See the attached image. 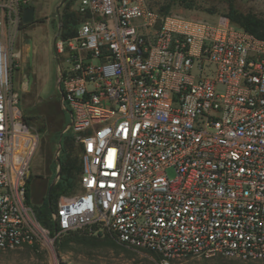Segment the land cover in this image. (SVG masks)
Wrapping results in <instances>:
<instances>
[{"label": "built area", "instance_id": "built-area-1", "mask_svg": "<svg viewBox=\"0 0 264 264\" xmlns=\"http://www.w3.org/2000/svg\"><path fill=\"white\" fill-rule=\"evenodd\" d=\"M31 1L0 0V250L50 235L26 200L39 134L13 79ZM71 1L75 34L58 30L53 51L61 136L79 149L81 171L78 192L51 214L55 239L110 235L160 264L264 261V40L226 16L162 14L146 0Z\"/></svg>", "mask_w": 264, "mask_h": 264}, {"label": "rangeland", "instance_id": "rangeland-1", "mask_svg": "<svg viewBox=\"0 0 264 264\" xmlns=\"http://www.w3.org/2000/svg\"><path fill=\"white\" fill-rule=\"evenodd\" d=\"M146 1L150 7L153 5L154 9L168 5L170 13L210 22H214L219 16L226 15L229 4H232L238 13L250 14L264 22V0ZM30 6L35 7L34 23L29 27L20 26V31L16 36L15 51L19 53V58L13 79L18 90L23 115L30 117V127L39 134V144L31 160L29 174L28 204L33 208L38 206L45 197L48 181H51L55 166L57 171L56 151L60 149L59 156L61 155V132L66 116L64 114L63 117L60 113L57 103L59 99L58 76L53 39L60 30L63 10L66 7L71 10L74 6L71 0H32ZM58 7L59 11L56 13ZM53 14H55L54 17ZM26 38L32 40L33 43L31 69L29 68V46L25 43ZM29 72L34 78L30 88L28 86ZM49 109H55L57 115L49 117L47 115ZM42 126H44L43 131L40 133L39 129ZM58 133L60 135L57 139ZM76 156L79 159L77 150ZM167 175L170 179L174 178V171L168 169ZM77 192L78 181L72 192L64 196H72ZM57 238L55 239L54 234L50 233L49 243L39 242L0 250V264H160L158 257L154 254L128 246L119 248L99 244L69 243L66 250H60L56 247ZM170 264H264V261H245L238 258L215 256L208 259L198 257L179 259Z\"/></svg>", "mask_w": 264, "mask_h": 264}, {"label": "trees", "instance_id": "trees-1", "mask_svg": "<svg viewBox=\"0 0 264 264\" xmlns=\"http://www.w3.org/2000/svg\"><path fill=\"white\" fill-rule=\"evenodd\" d=\"M151 8H153V5ZM155 10L159 11L162 14H168L170 7L168 5H163ZM224 16L229 18V20L233 24H236L239 27L243 28L245 31L254 35L256 38L264 40V22L256 19L254 16L250 14L238 13L236 8L232 4H229L228 13ZM78 20L79 17L76 16V14L72 12L69 9V7H66L63 10L60 18V23H61L60 35L63 38L73 36L75 34ZM21 26L25 27L23 24H21ZM57 103L60 109V113L64 117V113L60 108L59 100L57 101ZM47 115L49 117H54L57 115V111L55 109H49ZM24 120L30 126V120H31L30 117L24 116ZM64 123L65 120L63 122V126ZM43 127L44 126H42V128L39 129L40 133H42ZM59 135L60 133L57 134V139ZM76 150L79 152V149L74 145L72 138L70 136H62L61 155L59 156V160H60L59 178L56 181L55 185L53 186L48 197L49 186L52 183V180L54 179L56 174L55 172L56 166H55V170L51 177V181H48L45 197L42 199L41 203L38 206L32 208L35 213L37 221L43 227L49 229L51 234H54L55 231L56 232L59 231V228L55 230L54 221L51 219V214L57 208V201L61 196L67 195L72 192L75 183L78 181V177L81 171V162L80 159H78V157L76 156ZM29 184L30 182L28 178L27 186H26L27 202H29V198H30ZM69 243H74L78 245L99 244L101 246L119 247V248L126 247L124 244H120L116 242L114 238L110 235L91 236L89 231L87 230L78 231V232H69L60 235L56 240V247L60 250H66L68 248ZM152 254L158 257V255H156L155 253ZM157 259L160 262V258L158 257Z\"/></svg>", "mask_w": 264, "mask_h": 264}, {"label": "water", "instance_id": "water-1", "mask_svg": "<svg viewBox=\"0 0 264 264\" xmlns=\"http://www.w3.org/2000/svg\"><path fill=\"white\" fill-rule=\"evenodd\" d=\"M59 11V7L56 9V13ZM34 16H35V7L34 6H29L27 8H25L22 12V23L24 26L30 25L32 23H34ZM55 16V14H53V17ZM56 38V37H55ZM28 46H29V51H28V60L29 63L31 65L32 63V57H33V46H32V41H28L27 42ZM30 84H31V76H29V83L28 86L30 88ZM57 152H60V149L57 150ZM56 161H57V171H56V175L55 178L53 179L52 183L49 186V190H48V197L49 194L53 188V186L55 185L56 181L59 178V170H60V160L58 158V155L56 157ZM57 229V226L55 225V230Z\"/></svg>", "mask_w": 264, "mask_h": 264}, {"label": "flooded vegetation", "instance_id": "flooded-vegetation-1", "mask_svg": "<svg viewBox=\"0 0 264 264\" xmlns=\"http://www.w3.org/2000/svg\"><path fill=\"white\" fill-rule=\"evenodd\" d=\"M32 24H33V23H32ZM32 24L27 25V26H25V27H29V26H31ZM29 40H30V39L26 38V39H25V43L27 44V42H28ZM30 41H32V40H30ZM27 45H28V44H27ZM32 46H33V43H32ZM31 67H32V63H31V65L29 66V68L31 69ZM29 76H31V83H32L33 80H34V78H33L32 74H31V72L28 73V80H29ZM57 76H58V74H57Z\"/></svg>", "mask_w": 264, "mask_h": 264}]
</instances>
